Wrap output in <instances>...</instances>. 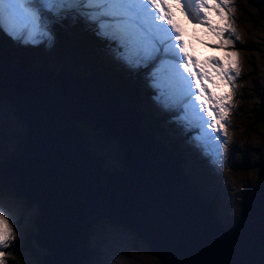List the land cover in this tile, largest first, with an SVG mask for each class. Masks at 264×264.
<instances>
[{
  "label": "water",
  "instance_id": "water-1",
  "mask_svg": "<svg viewBox=\"0 0 264 264\" xmlns=\"http://www.w3.org/2000/svg\"><path fill=\"white\" fill-rule=\"evenodd\" d=\"M0 97L28 126L19 155L0 163V186L40 203L32 238L51 249L43 264H81L79 241L99 217L133 232L158 264H264V159L253 196L225 228L190 187L178 153L144 130L141 110L118 100L94 69H41L11 55L0 38ZM259 100L264 124V83ZM77 118L122 143L126 172L103 168Z\"/></svg>",
  "mask_w": 264,
  "mask_h": 264
},
{
  "label": "rangeland",
  "instance_id": "rangeland-1",
  "mask_svg": "<svg viewBox=\"0 0 264 264\" xmlns=\"http://www.w3.org/2000/svg\"><path fill=\"white\" fill-rule=\"evenodd\" d=\"M160 5V7H162V2L160 3ZM166 11L167 8L165 9V12ZM225 11L226 13H223L224 17L227 18L229 15H231V22L233 23V26L235 28V33L241 38V42H237L235 48H220L223 54L220 62L224 66H227L231 62L228 58V54L232 51L238 52L241 74L237 78L234 86L228 85L220 78L221 94L225 95L230 91H232L233 93V101L229 103L231 114L229 115L228 120L225 122L226 125L229 124L232 128L227 131L226 137L222 132L221 134H217V132H214L219 141H223L225 139V142L224 146L216 142L217 148L214 149L212 147V149H214V152L212 156L208 158V161H210L212 164L215 161L218 162L221 169H235V171H233V173L229 175V183L233 184L239 190L242 188V192H239L238 190L234 195H231L230 197L223 195L225 177H220L219 170L217 169V167H215L216 165L209 166L208 161H203L199 164L194 163L195 166H197L199 177H196L195 175L190 173V171L193 170V167L192 165H190V163H188L187 160H184L182 166L183 169L186 168L185 171L188 172V178L191 183V188L201 192V194H203V198H205L213 208L215 205L214 203L212 204L211 197H214V194L218 197L220 205L217 206V208L219 207L218 209L215 208V213L217 214V216L218 213L222 214V218H220V221L223 225L227 226V224H230L231 221L234 220L237 209H239V204L241 203L243 197V189L244 191L249 190V192L254 191L258 182L257 179L260 178V163L264 159V126L261 120H257L256 125H252L248 129L249 123L252 122L253 119H255V109L259 107L260 100L258 95L255 93V87L256 89L258 88V90H261L264 83V56L261 53L262 48H264V43L262 42V39L264 37V30L263 19L260 18L259 13L256 10V6L253 5L250 0H230L229 4L227 6H224L223 12ZM211 12L212 7L210 9V14ZM168 19H171L173 23L180 28V35L182 37L183 46L186 48L189 55L193 57L192 61H184L182 59L180 61L188 64L187 70L191 93L194 95L200 109H202V90H204V88L201 85V79L203 76L200 75L202 73V70L197 66L194 59L195 53L199 52L198 46L196 43H194L193 38L191 36H188V32L192 29H189V27H187L183 23V20L177 19L174 16H169ZM161 20L166 24V36H174L175 32L172 30V26L167 24L166 19ZM77 23L78 25L75 27L70 26L68 22H66L65 24H57L55 26V29L59 35L60 43L63 46L72 45L73 43H75V40L70 38V33L75 30L87 29L91 34L95 36L94 42L100 47V49H103V52H105L104 49L107 47V43H105L95 34L92 26L90 24H86L85 20ZM213 23L222 28L225 26V19L222 20V24L217 22ZM213 27L216 26L213 25ZM53 35L57 40L56 33L54 31ZM230 35V33H225L226 37ZM210 41L213 42L212 44L220 43L219 37L216 36H211ZM190 42H192V44L195 46L193 49H190ZM60 43L57 41L54 46H51L48 49H44L42 51L40 49L33 48L31 50V53L27 55V60H32L34 61V63H40L41 65H50L53 68H62L64 66L72 65L74 69L78 70V66L74 64V61H71L67 58L65 59L66 49L62 50ZM167 43L173 45L176 44V42L172 39H168ZM210 49L214 50L215 48L210 47ZM190 50L193 52H190ZM80 51L83 53L84 49ZM87 56L88 54L86 53L83 55V57H80L79 69L83 71L87 69V65L85 62ZM69 57L70 56H68V58ZM97 59V68L104 70L106 73L111 72L112 68H115V72L118 71L123 77H128L134 82H138L143 78L140 74L131 73L132 71H130L129 69H126L122 65L119 66L112 61L110 63L111 66L108 65V59L114 60L112 54L107 53V55L98 57ZM233 59L236 58L233 57ZM43 60H46L47 62L43 63ZM91 60V62L94 63V60ZM189 69L191 70V72H189ZM87 71L89 70H86V72ZM192 73H195L196 75L193 76ZM144 75L145 80L143 79V82L146 81L147 85L152 87L151 77L148 73L145 72ZM113 76H115L116 78L120 77V75L116 73H113ZM141 86L138 88V93L143 100V106H146L149 111L157 116L163 115L165 116V118L166 116H170L168 113H162L158 105L157 107L154 106L151 99L150 104H146L147 99H144L145 96L141 93ZM152 94L153 92L150 94V96ZM205 94L208 99L210 97L223 96L214 95L210 90L206 91ZM197 96L201 97V99L198 100L196 98ZM210 101L214 103L213 100ZM4 102L6 103V100H4ZM1 104L2 101L0 99V158L1 156H5L6 159H10V156L14 155L17 145L19 146L20 152V146H22L21 136H23V131H20L18 137H16L13 136L12 133L4 130L5 124L2 121V115H4L7 110L4 108V105ZM186 108L187 107H185V111H182V113L186 114ZM213 109L214 111H216L215 105ZM8 113L9 115L11 114V106H8ZM163 135L169 138L168 134ZM158 137L160 139V136ZM179 138L182 137L180 136ZM233 142L235 147L232 145ZM219 144L221 146V149L218 148ZM180 148L182 152H184L183 146H180ZM19 152L15 156H18ZM240 152H243V159L240 158ZM95 153L97 154L96 150ZM99 160L102 165L109 169H124L119 162V158L117 157H110L109 155L102 153L99 154ZM240 164L244 167V170L239 167ZM201 165L206 167V169H204ZM200 178L208 181V188L210 190L200 191L204 190L203 186L196 185L197 180H199ZM211 191L214 194H212ZM2 198L8 199V210L4 213L5 218H7L8 216L16 217L17 213L21 212L19 218L17 220H14V223L19 227V233L17 234V236H19L20 241H16L11 249L13 250V252L24 256L25 259H27L25 263V259L23 257H19L9 250V245L8 247L3 249L9 254L6 257V264H20L18 263V261H21V264H43V256L45 254H49V251H45L42 249L40 251H37V253L33 257H30L27 255L29 254L28 250H26L32 248L27 236L30 233H37V225L35 224V229H32L30 227V222L35 223L34 218L39 213H35L33 209L34 207L32 206V204H29L26 198H23L24 201L19 203V197L2 196ZM1 207L3 208L2 203H0V208ZM2 208L0 209V211L2 210ZM94 228H96L94 230L95 235H104L106 239H110L111 241L114 237L116 238V241H119L120 243L121 240H119L118 238L125 237L121 233V230L114 229L109 223H104L100 225V227H95V225H93L89 227V230H92ZM126 232L128 233V238L125 240L127 245L124 248L127 250L125 254L128 256L123 257L124 253H122L123 256L119 259H123L127 264H155L152 263L153 258H150L136 235H134L133 232ZM20 258L22 260H20Z\"/></svg>",
  "mask_w": 264,
  "mask_h": 264
},
{
  "label": "snow or ice",
  "instance_id": "snow-or-ice-1",
  "mask_svg": "<svg viewBox=\"0 0 264 264\" xmlns=\"http://www.w3.org/2000/svg\"><path fill=\"white\" fill-rule=\"evenodd\" d=\"M58 3L67 2V0H57ZM80 4L83 11L87 13L85 17L86 24L93 27L95 34L103 39H106L114 47L109 48L110 54L126 66L138 70L141 67L147 68L150 64H164L161 59L162 49L163 54H171L175 59L184 61H192L193 57L189 55L186 48L183 46L180 28L168 19L170 13L164 12L163 19L167 20V24L172 26L175 35L172 37L166 36V29L163 25L154 23L153 17L158 14L160 4L157 0H75ZM202 2V0H201ZM230 0H221V5L227 6ZM221 5H213L218 11ZM87 6V7H85ZM156 9L157 12L150 11ZM222 19H225L224 27H212L209 21L205 18L200 23L209 25L212 31L220 39L219 44H211V48H235L237 42H241V38L236 35L233 26L232 17L227 18L221 13ZM0 22L7 24L6 31L22 33L27 32V40L35 45L43 41H47L49 47L54 40L50 31L48 21L43 19L37 12L25 6V0H0ZM225 33H230V36H225ZM234 37V39H233ZM172 39L176 42L175 45L168 44L167 40ZM175 49V50H174ZM235 57L236 59H233ZM231 61L227 66H224L219 60L213 58L210 63L218 68L217 75L230 86H234L237 78L241 74L239 66V54L232 51L228 54ZM188 68V64L183 65ZM159 66H157V69ZM189 72L191 70L189 69ZM151 86L158 89L160 100L169 109L177 107V97L172 96L166 89L164 80L160 77L158 70L151 72ZM195 76V73H192ZM200 75L208 76L207 72ZM232 91L219 97H210L213 100L217 109L216 117L213 118L212 112H208V120L205 121L208 127H213V131L223 133L227 136L226 121L231 114L229 103L232 100ZM198 100L201 97H196ZM206 109L202 108V112ZM185 119V117H181ZM15 239L12 227L5 218L3 212H0V264H6V257L9 255L3 249L8 247Z\"/></svg>",
  "mask_w": 264,
  "mask_h": 264
},
{
  "label": "trees",
  "instance_id": "trees-1",
  "mask_svg": "<svg viewBox=\"0 0 264 264\" xmlns=\"http://www.w3.org/2000/svg\"><path fill=\"white\" fill-rule=\"evenodd\" d=\"M250 1H251V3L253 5L256 6V10L258 11L260 18L263 19L264 3L262 1H260V0H250ZM56 38H57V35H56ZM70 38L75 40V43H73L70 46H67V45L63 46L61 43H60V45H61L62 50L66 49L65 59L67 58V59H69L71 61H74V64H76L78 66V70H76L78 73H83L84 74V72L81 69H79V67H80V57H83L84 54L87 53L88 54L87 57H95V58L103 57L104 55H107V53L110 54V52H109V48L110 47L105 48L104 49L105 52H103L102 51L103 49H100V47L94 42L95 41V36L93 34H91L87 29L72 31L70 33ZM82 49H84L83 53L80 51ZM261 53H263V52L261 51ZM68 56H70V57L68 58ZM28 61H31V62L34 63V61H32V60H27V62ZM111 61H113V60L112 59H108L107 60L108 65H110ZM85 62H86L87 68L95 69V71H97V73L100 76H102L103 80L107 83V85L110 86L111 89H113V91L115 92V94L117 95V97L119 99H121L128 106H136V107H138L141 110V114L140 115L142 117V121H141L142 125H143V127L146 130H148L152 134V132H151L152 126H157V125H155L154 123H151V122L149 123L147 120L152 119V121H161L163 119V117L165 118V116H163V115H159V116L154 115V113L149 111L146 106H143V104H142L143 100L141 99V96L138 93V88L141 85L142 86L144 85L143 84L144 83L143 80H140L138 82H134L128 77H123L118 71L115 72L114 71L115 68H112L111 72L106 73L104 70H101V69L97 68V62L98 61L93 63V62L87 61L85 59ZM28 63L31 64L30 62H28ZM66 67L74 69L72 65L71 66H66ZM113 73H116V74L120 75V77L116 78L115 76H113ZM144 80H145V77H144ZM146 91L144 93H146ZM255 93L259 97L260 90H258V88L256 89V87H255ZM149 101H150V99L147 100V104H149ZM147 112L151 113V115H148ZM254 115H255V117H254L255 119H253L252 122L249 123L248 129L252 125L255 126L257 120H261V122H262V119L258 116V109L257 108L255 109ZM79 123L84 128L88 127L87 124L84 121H82V120H80ZM262 124H263V122H262ZM263 126H264V124H263ZM158 135L161 136L163 138V140L167 139V137L164 136L163 134L161 135L160 132H158ZM157 138H159V137H157ZM87 141H88V139H87ZM167 144H168V146L170 148H172L174 150H177V146L175 144H173L172 142H168ZM89 148L92 150V147L90 145H89ZM93 153H95V151H93ZM96 155L99 158V155L98 154H96ZM240 158L243 159V152L241 153V157ZM181 160H182V162L184 161L183 159H181ZM239 167L242 168V170H244V167L241 164L239 165ZM124 170H125V168H124ZM258 184L259 183H257V185ZM257 185H256V187H257ZM241 189L239 190V192H242ZM243 192L246 193L247 190L244 191V189H243ZM248 193H250L249 190H248ZM243 198L244 197H242V201H243ZM211 201H212V204L214 203V205H215L214 208H217V206L220 205V203H218L216 201L215 196L211 197ZM35 203L38 205L37 202H35ZM240 209H241V203L239 204V209H237V213L235 214L234 219H236V217L238 216V214L240 212ZM233 223H234L233 221L230 223V227L233 225ZM95 229L96 228L92 229V231L95 230ZM154 262H155V264H158L157 258H155Z\"/></svg>",
  "mask_w": 264,
  "mask_h": 264
},
{
  "label": "clouds",
  "instance_id": "clouds-1",
  "mask_svg": "<svg viewBox=\"0 0 264 264\" xmlns=\"http://www.w3.org/2000/svg\"><path fill=\"white\" fill-rule=\"evenodd\" d=\"M260 1L263 2L264 0H260ZM30 52H31V50H30ZM16 56L23 57L25 59V61L27 62V58H25L23 54H17ZM45 61L46 60H43L42 62L44 63ZM28 62H30L33 65L40 64V63H33L31 61H28ZM121 65L122 64H119V66H121ZM48 66L55 73H58V72L62 71V68H53L50 65H48ZM122 66L124 67V65H122ZM41 69H47V67H45L44 65H42V68ZM129 70L132 71L131 73H136V74L138 73V74H140L143 77L141 80L144 79V77H145L144 72L133 71L134 70L133 68H132V70L131 69H129ZM146 72H148V71H146ZM141 88H142V92L141 93L143 95L144 92L146 91V88L143 87V86ZM116 98L119 99L117 96H116ZM0 99L2 101V104L4 105V108L7 110V112L4 115H2V121L5 124L4 130L7 131V132L12 133L13 136H16V137H18V134L20 133V131H23V135H25V133L28 132L27 123L25 122L24 119L21 118V116L19 115V113L16 111V109H15V107L13 105L14 103L10 99H7V98L5 99L6 100V103L4 102V98L3 97L0 98ZM119 100H121V99H119ZM8 106H11V114L10 115L8 113ZM167 118L168 117L163 118L161 121H163L165 123V121H166ZM80 120H82V119H79L77 121V124H79V121ZM169 121L172 122V123H168V124H164V125L166 127L170 128V129H174L173 126H171V125H176V123L174 122V120H169ZM153 122H155V121H153ZM155 125H157V128L160 129L159 124L156 123ZM160 134L162 135L164 133L160 132ZM22 137L23 136H21V140H22ZM93 138H94V136H92V138H90L88 136L89 145L92 147V150L91 151H95L96 150L98 155L104 153V154H107V155L110 156V151H109L108 148H110L112 146V144H119L118 143V140H116L115 138H113L112 136L107 135V134H103V139L102 140H99V139L95 140ZM164 141H167V139L164 140ZM232 145L234 146V142H233ZM16 152L17 153L19 152V146L18 145H17V148H16ZM180 156H181V159H185V156L183 154H181ZM203 161H208V160H203ZM183 162H182V164H183ZM208 163H209V166L212 165V163L210 161H208ZM105 165H107V164H105ZM201 166H203V165H201ZM203 168L206 169V167H204V166H203ZM196 185L198 186L197 183H196ZM190 187H191V184H190ZM35 202H37V201L32 200V206L34 207V210L40 212L41 206H40V204L37 205ZM37 203H39V202H37ZM96 219L98 220V227H100V225L106 223V220L103 217H99V218H96ZM234 222H235V219H234ZM121 233L125 236L124 238H126V239L128 238V233L126 231L121 230ZM32 235H33V233H30L27 236L28 237V241H29V243L32 246L31 249H26L29 252V254H27L28 256H30V257L32 256L33 257L37 253V251H40L42 249L45 250V251H49V252L51 251V249L48 250L47 247H43V246L38 247V246H36L35 242H33L34 240L32 241V239H33L32 238ZM83 238L84 237L81 235V239H83ZM110 241L111 240L110 239H106V237L104 235H101V234L100 235H95V231L94 230L91 231V232H89L86 240L79 241L80 250H81V247H82L81 242H85V245H86V247L88 248V250L90 252L87 259H84L83 258V255H82L83 260H82V263L81 264H127L123 259H119L123 255H121L119 257H115L113 255L114 259H110V258L105 259V258L101 257L102 250H105V249L108 248V246L110 244ZM13 253L16 254L17 256L23 257L25 259L24 256H21V255L15 253V252H13ZM126 256H128V255L124 254L123 257H126ZM20 260H22V259L20 258ZM28 260H29V258H28ZM154 260H155V258H153L152 263H155ZM26 261H27V259H25V263H26Z\"/></svg>",
  "mask_w": 264,
  "mask_h": 264
},
{
  "label": "bare ground",
  "instance_id": "bare-ground-1",
  "mask_svg": "<svg viewBox=\"0 0 264 264\" xmlns=\"http://www.w3.org/2000/svg\"><path fill=\"white\" fill-rule=\"evenodd\" d=\"M26 63H28V62H26ZM29 64V63H28ZM144 86L146 87V89H147V91H146V93H144L145 95V97H144V99H147V100H149L150 99V94L154 91L150 86H148L147 85V82L145 81L144 82ZM108 87L110 88V86L108 85ZM111 89V88H110ZM112 91H113V89H111ZM151 92V93H150ZM113 93L115 94V92L113 91ZM116 95V94H115ZM117 96V95H116ZM175 97H177V99L178 100H180L181 101V103H182V111H185V107L187 106V104H186V99L184 98V96H181L180 94H179V96H176L175 95ZM0 98H2V97H0ZM146 104H147V102H146ZM149 104H150V101H149ZM153 104H154V106H156L157 107V105L153 102ZM127 105V104H126ZM152 105V104H151ZM153 106V105H152ZM165 114H167V113H165ZM174 114V113H173ZM144 130H146L145 128H143ZM146 131H148V130H146ZM149 132V131H148ZM150 133V132H149ZM151 134V133H150ZM217 134H220V133H217ZM152 136H154L153 134H151ZM159 139V138H158ZM160 139H163L161 136H160ZM91 152V154L92 155H94L95 156V159L98 161V162H100V160H99V158L97 157V155L95 154V153H93V151H90ZM102 166V165H101ZM103 168H105V169H107V170H109V171H112V170H114V169H109V168H107V167H105L104 165H103ZM212 168V167H211ZM117 170H119L120 172H126V169L124 170H122V169H118V168H116ZM2 208V207H1ZM0 208V209H1ZM91 226H93V224H87V227H91ZM223 227H225V228H227L228 226H223ZM26 249V248H25ZM7 251V250H6ZM81 253L83 254V258L84 259H87L88 258V256H89V250H88V248L85 246V245H82V247H81ZM18 263H20L21 264V261H18ZM23 264V263H22Z\"/></svg>",
  "mask_w": 264,
  "mask_h": 264
},
{
  "label": "flooded vegetation",
  "instance_id": "flooded-vegetation-1",
  "mask_svg": "<svg viewBox=\"0 0 264 264\" xmlns=\"http://www.w3.org/2000/svg\"><path fill=\"white\" fill-rule=\"evenodd\" d=\"M244 194H245V195L249 194V193H248V190H247V192H246V193H244Z\"/></svg>",
  "mask_w": 264,
  "mask_h": 264
}]
</instances>
